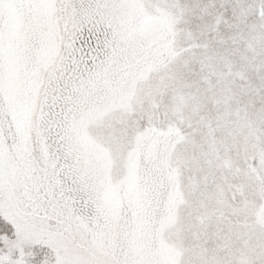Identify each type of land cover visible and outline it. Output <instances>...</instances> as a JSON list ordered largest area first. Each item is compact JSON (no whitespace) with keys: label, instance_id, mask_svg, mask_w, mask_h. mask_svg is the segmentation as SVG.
I'll return each mask as SVG.
<instances>
[{"label":"snow or ice","instance_id":"snow-or-ice-1","mask_svg":"<svg viewBox=\"0 0 264 264\" xmlns=\"http://www.w3.org/2000/svg\"><path fill=\"white\" fill-rule=\"evenodd\" d=\"M0 264H264V0H0Z\"/></svg>","mask_w":264,"mask_h":264}]
</instances>
